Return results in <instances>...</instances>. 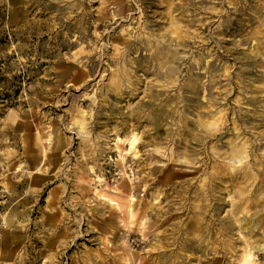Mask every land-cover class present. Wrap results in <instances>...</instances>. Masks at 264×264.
I'll use <instances>...</instances> for the list:
<instances>
[{"label":"rangeland","instance_id":"1","mask_svg":"<svg viewBox=\"0 0 264 264\" xmlns=\"http://www.w3.org/2000/svg\"><path fill=\"white\" fill-rule=\"evenodd\" d=\"M0 264H264V0H0Z\"/></svg>","mask_w":264,"mask_h":264}]
</instances>
